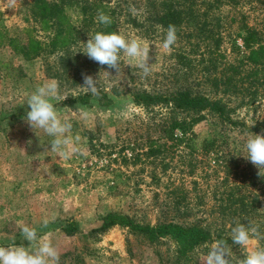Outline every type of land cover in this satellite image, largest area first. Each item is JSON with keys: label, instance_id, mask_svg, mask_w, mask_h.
Instances as JSON below:
<instances>
[{"label": "rangeland", "instance_id": "1", "mask_svg": "<svg viewBox=\"0 0 264 264\" xmlns=\"http://www.w3.org/2000/svg\"><path fill=\"white\" fill-rule=\"evenodd\" d=\"M101 1L115 7L118 31L126 39L150 46L147 77L123 52L119 74L90 60L84 43L95 33L82 26L77 10L68 12L82 31L78 39L67 49H54L48 45L58 26L44 30L33 13L34 0H0V246H28L21 235L28 225L50 237L59 264H203L211 245L224 239L236 264L246 251L264 247V240L248 249L231 241L238 222L261 225L264 232V176L246 159L245 147L253 133L264 132L252 129L264 120V84L245 62L238 35L246 23L264 42V0H194L170 50L162 47L168 27L151 21L153 3ZM30 38L43 44L38 54L21 52ZM13 39L18 48L10 45ZM82 73L99 79V96L82 87ZM52 80L60 97L67 96L52 103L71 122L72 136L81 138L70 146L77 151L68 159L50 151L52 138L24 119L28 96ZM144 89L206 95L227 105L241 124L232 126L207 110L194 134L170 141L160 124L169 110L134 101V93ZM81 96L86 102L73 100ZM109 98L112 103L105 105ZM214 138L217 144L207 152L203 143ZM112 212L144 225L200 224L213 238L183 257L168 236L151 242L120 224L96 230ZM70 223L77 226L73 233L66 230Z\"/></svg>", "mask_w": 264, "mask_h": 264}, {"label": "trees", "instance_id": "2", "mask_svg": "<svg viewBox=\"0 0 264 264\" xmlns=\"http://www.w3.org/2000/svg\"><path fill=\"white\" fill-rule=\"evenodd\" d=\"M193 1L194 0H147L150 5L153 3L151 6L154 8L150 15L151 21L153 19V21L164 27H168L170 24L177 27L185 20L188 10L193 9V7H191ZM69 9L77 10L80 14L82 26L87 30L91 28L93 33L98 31L109 33L118 30L116 9L110 4V1L105 3L101 0H34L33 13L42 20L41 22L44 30L48 31L50 28L58 26V32L48 45L49 47H53L54 49H67L78 39L82 32L71 19L68 12ZM98 10H102L105 14L110 16L112 21L110 25H103L97 21L96 17ZM241 28L242 32L238 33V35L243 42L245 62L256 68V72L257 74H261L262 84H264V42L260 36V31L246 23L243 24ZM10 45L17 46L14 39L11 41ZM235 46L239 50H242L237 41H235ZM16 48H18V46ZM42 48L43 44L40 41L30 38L23 44L21 52L24 54H38ZM84 98V96H81L73 100H82L86 102ZM112 101L113 99L109 98L104 104L109 105ZM134 101L137 104L148 107L150 105L162 104L169 110L160 124L165 134H167L168 140L174 142H183L186 136L194 134V126L205 118L204 112L207 110L216 113L223 122L232 126L241 124L240 121L234 120L231 117V110L221 101L213 100L203 94H193L187 89L171 92L169 94L151 93L144 89L134 93ZM252 129L254 131L264 129V120L256 123ZM177 131H180L181 135H177ZM150 142V152L156 151L154 146H152L154 141L151 140ZM216 144L217 138H214L211 141H204L203 147L207 152H211ZM254 173L256 174V172ZM245 208H247V205H245ZM114 224L127 226L131 231L143 235L151 242H157L162 237L168 236L177 243L178 252L180 256L183 257H187L192 249L211 241L213 238L212 231L200 224L183 225L176 222H162L155 225H144L130 215L113 212L104 217L103 224L96 230L103 231ZM258 226L262 232L263 227L261 225ZM76 229L77 226L71 223L66 228L69 233H73Z\"/></svg>", "mask_w": 264, "mask_h": 264}, {"label": "clouds", "instance_id": "3", "mask_svg": "<svg viewBox=\"0 0 264 264\" xmlns=\"http://www.w3.org/2000/svg\"><path fill=\"white\" fill-rule=\"evenodd\" d=\"M130 11L135 13L134 6ZM97 21L103 25L112 23L109 15L102 10H98ZM177 41V29L175 25H169L162 47L170 50ZM85 44L84 54L99 65H106L108 69H113L120 73V53L123 52L128 58L137 62L143 75L147 77L152 71V59L150 56V46L137 38L126 39L118 30L109 33L96 32L89 35ZM107 72V71H106ZM83 88L92 96H99V79H94L92 75L82 73ZM67 96L60 97L59 85L55 80L46 82L33 91L27 99V106L30 110L26 112L25 121L31 129H42L52 139L48 142L50 151L57 153L59 157L68 159L77 151L70 147L80 141L77 135L72 136V124L68 120H62L58 115L52 101L54 99L65 100ZM79 111V109H76ZM87 115L86 112L82 113ZM31 143V141H29ZM247 157L259 171L260 177L264 176V132L252 134L246 142ZM49 221L44 219L42 227H47ZM21 235L28 246L24 244L0 246V264H59V253L48 235L38 236L34 227L23 225ZM264 240V232H261L258 225L251 222L249 224L237 223L231 228V241L233 244L248 249L253 243ZM203 264H233L231 250L226 240H216L210 251L204 257ZM236 264H264V247L256 246L246 251L243 259Z\"/></svg>", "mask_w": 264, "mask_h": 264}]
</instances>
